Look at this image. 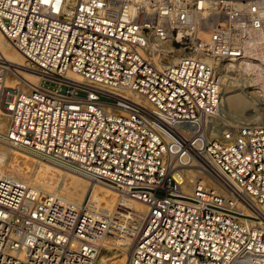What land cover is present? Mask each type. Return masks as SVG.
Segmentation results:
<instances>
[{
    "label": "built area",
    "instance_id": "2783aa9c",
    "mask_svg": "<svg viewBox=\"0 0 264 264\" xmlns=\"http://www.w3.org/2000/svg\"><path fill=\"white\" fill-rule=\"evenodd\" d=\"M220 11L228 25L215 24L206 53L184 46L191 51L168 57L137 21L79 10L60 18L46 0H0V30L40 77L9 94L6 78L22 68L0 52V144L118 194L104 212L0 165V264H96L106 243L127 238L124 264L264 256V125L220 115L222 82L209 58L229 56L261 19L229 4ZM131 201L144 204L143 216Z\"/></svg>",
    "mask_w": 264,
    "mask_h": 264
},
{
    "label": "bare ground",
    "instance_id": "6f19581e",
    "mask_svg": "<svg viewBox=\"0 0 264 264\" xmlns=\"http://www.w3.org/2000/svg\"><path fill=\"white\" fill-rule=\"evenodd\" d=\"M214 3L217 4V1L46 0L47 6L52 7L60 18H68L74 11L79 10L80 12L101 15L108 18L137 21L147 28H150L149 41L151 46L157 50H159L160 45L164 47L163 44L170 50H174L171 44V40L175 38L173 33L174 28L178 29L177 39L183 33L189 34L195 32L197 29H201V36L208 44H211L214 39L215 24L221 23L224 27L228 25V22L225 21L224 13L220 11V7L222 6L229 4L230 6L239 7L243 11H247L248 9H251V11L258 10V18L261 20L258 24L255 21H253V24L250 22L245 27L248 32V38L240 41L239 46L233 48L229 56L224 57L220 53L221 51H214L213 55L209 56L214 62L215 72L220 76L222 82L221 113L224 111H233L236 114H243L242 111L247 106L257 108L258 110L263 107L261 103L264 102V0L220 1L218 6ZM211 13H214L217 18L216 23L212 24V26L209 21L214 15ZM152 28L155 29L152 30ZM223 40H226V38ZM197 44L202 46L199 42ZM0 52L16 67L22 68L20 69L21 76L19 79H16L11 74L7 76L6 85L10 87L9 94L14 89L24 87L28 83L39 82L40 77L33 70L27 69L29 66L25 56L5 37L1 30ZM221 68L232 76L231 80L234 83L231 82L236 85V91L240 93L235 94L234 92H226L223 90L225 76L220 70ZM70 76L76 81H81V78L76 74L71 73ZM248 87H251L253 92L249 91ZM112 110L117 111L118 109L112 107ZM260 111V109L257 111V117L259 116L260 120L264 122V114H261ZM1 126H4V121H1ZM12 150L15 149H10L0 144V165L6 173L22 178L23 180L32 179L33 183L27 181L31 182L30 184L33 187L40 188L47 193H61L59 196L63 200L77 204L84 201L87 195L90 194V202L96 209L104 212H110L113 209L118 199V194L113 189L98 186L94 183L92 184L84 177H79L78 174L48 161L40 160L29 152L25 151V154H12ZM21 151L23 152V150ZM34 161L51 166H42L35 173V170H33ZM129 205L138 216H143L144 211H146V207L141 202L131 201ZM133 244L134 241L132 238H127L122 242L109 241L105 244L104 249L100 251L96 264H110V262H112L111 264H124ZM112 250H117V254L111 253L110 255L113 257L108 258L109 255L107 252ZM236 264H264V256L252 254L241 255L236 260Z\"/></svg>",
    "mask_w": 264,
    "mask_h": 264
},
{
    "label": "rangeland",
    "instance_id": "374dc122",
    "mask_svg": "<svg viewBox=\"0 0 264 264\" xmlns=\"http://www.w3.org/2000/svg\"><path fill=\"white\" fill-rule=\"evenodd\" d=\"M212 15H214V17L212 18L211 17V20L209 21L210 22V24H211V26H212V24H215L216 23V20H217V18H216V15L213 13ZM215 27V26H214ZM155 28H152V30H154ZM147 31H149L148 29H147ZM151 31V30H150ZM176 31H177V28H174V35H176L175 33H176ZM201 29L199 30V29H197L194 33H192V35H191V37L189 38H183L182 40H183V42L184 43H182V44H180V43H178V42H176V39L175 38H173L172 40H171V44H172V46L174 47L173 49L174 50H170L168 47H166L164 44H163V53L166 55V56H177V55H179V54H182V53H187V52H190L191 51V49L190 48H188V47H186L185 49L183 48L184 46H191V47H193L194 48V46H196L197 48H200L201 50H204V52L206 53L207 51H208V49H209V44H208V42L201 36ZM176 37V36H175ZM201 43L202 44V46H198V44L197 43ZM24 69H26V68H24ZM27 69H30V68H28L27 67ZM222 72H223V74H224V86H223V90L224 91H226V92H234L235 94L236 93H240V92H238V91H236L237 90V88H236V85L235 84H233L234 82L231 80L232 79V76H230L229 75V73H227L223 68H221L220 69ZM234 77V76H233ZM233 83H232V82ZM231 83V84H230ZM232 84H233V86H232ZM229 85V86H228ZM231 85V86H230ZM234 85H235V87H234ZM41 86L42 87H44V88H46V89H50V90H53V89H55V88H57V83H55V82H52V81H49V80H42V82H41ZM236 88V89H235ZM233 89V90H232ZM248 90L249 91H251V92H253L252 91V88L251 87H248ZM254 94V93H253ZM103 99L104 100H106V101H108L109 99L108 98H105V97H103ZM222 104H223V102H222ZM261 104H263V107H261V108H259L261 111H260V113L261 114H264V102L263 103H261ZM222 107V106H221ZM245 108H247V109H245ZM244 108V110L242 111V113L243 114H236V113H233V111H227V112H222L221 113V109H220V115L222 116V117H224L229 123H231V124H237V125H242V124H254V125H264V122L263 121H261L260 120V118H259V116L257 117V111H259V109L257 110V108L255 109V108H253V107H245ZM255 113H256V115H255ZM252 116V118H250L249 119V117H251ZM256 116V117H255ZM259 119V120H258ZM253 120H255V121H253ZM257 120V121H256ZM258 121H260V122H258ZM258 122V123H257ZM263 122V123H262ZM257 123V124H256ZM11 153L12 154H25L26 152L25 151H21V150H18V149H15V150H12L11 151ZM29 156V155H28ZM31 157V156H30ZM35 157V156H34ZM37 158V157H36ZM39 159V158H38ZM40 160H42V159H40ZM44 161V160H43ZM43 164V165H42ZM42 164H40V162H35L34 161V167H33V170H35V173H36V171H38L39 170V168L40 167H42V166H47V165H49V164H45V163H42ZM45 164V165H44ZM51 165H49V166H47V167H50ZM52 167H54V166H52ZM38 169V170H37ZM14 176V175H13ZM79 177H80V175H78ZM28 181H31L32 183H33V181H32V179H27ZM27 180H25V181H27ZM27 181V182H28ZM31 182H29V183H31ZM92 184L94 183L95 185H98V186H102L103 187V185H101V184H96L95 182H91ZM104 187H106V186H104ZM40 189V188H39ZM58 194H61V193H58ZM66 196V195H65ZM89 196H90V194H88L87 195V197H86V199H88L89 198ZM66 197H68V196H66ZM68 198H70V197H68ZM72 200V199H71ZM117 252V250H112V251H108L107 252V254L109 255L108 256V258H112L113 256L112 255H110L111 253H116ZM117 254V253H116ZM114 262V261H113ZM112 262H110V264H111Z\"/></svg>",
    "mask_w": 264,
    "mask_h": 264
}]
</instances>
